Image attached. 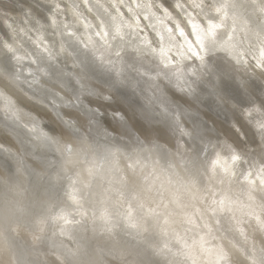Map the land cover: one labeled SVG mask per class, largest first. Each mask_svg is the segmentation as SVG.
Segmentation results:
<instances>
[{
    "label": "snow or ice",
    "instance_id": "1",
    "mask_svg": "<svg viewBox=\"0 0 264 264\" xmlns=\"http://www.w3.org/2000/svg\"><path fill=\"white\" fill-rule=\"evenodd\" d=\"M73 7L83 28L70 32L74 25L67 21L68 9L61 8V0L47 6L49 16L23 0L20 12L31 26L25 31L21 28L25 21L11 16L14 8L0 0V74L33 87L36 64L67 92L66 98L57 97L63 111L53 106L58 126L38 134L53 159L41 157L35 163L43 168L49 189L56 188L57 181H67V187L61 183L58 190L72 203L61 207L59 198L56 202L37 198L30 206V215L47 229L37 237L41 245L47 244L48 232L58 229L50 249L52 264H197V259L206 264H264V247L257 255L242 245L241 260L228 244L213 243L215 235L202 223L206 217L217 223L227 219L222 214L230 213L240 199L234 188L249 201L258 197L264 204V88L235 82V77L229 84L224 71L211 67L213 56H218L233 69L252 67L264 76V0H151L137 2L135 8L129 0H83L82 6ZM83 9L94 11L99 24L94 25ZM141 16L158 19L162 26L165 21L171 24L166 37L142 35ZM145 27L157 33L154 24ZM81 31L95 51L76 34ZM65 45L75 68L61 56ZM93 79H102L107 89L128 88L134 95L164 103L173 113L165 116L167 127L153 138L139 131L141 121L147 120L143 113L136 124L123 110L113 109L109 118L101 109L110 105L111 97L91 83ZM200 92L216 98V107L226 116L231 112L229 129L220 131L194 115L198 109L192 100H199ZM4 103L12 109L11 100ZM140 108L147 110V105ZM117 132L131 143L117 140ZM230 133L247 147H240ZM16 159L19 167L8 169L13 186L25 190L17 175L21 169L35 186L40 175L22 156ZM69 164L71 168L66 167ZM120 201L124 210L117 207ZM85 205L91 217L82 214L78 220L76 214ZM255 219L264 231V218ZM161 221L176 227L167 231ZM25 226L38 231L32 221ZM89 231L91 236L83 234ZM221 231L232 234L223 225L216 229ZM125 235L134 239H114ZM19 264L34 262L21 258Z\"/></svg>",
    "mask_w": 264,
    "mask_h": 264
},
{
    "label": "bare ground",
    "instance_id": "2",
    "mask_svg": "<svg viewBox=\"0 0 264 264\" xmlns=\"http://www.w3.org/2000/svg\"><path fill=\"white\" fill-rule=\"evenodd\" d=\"M3 2L14 8L9 13L11 16L18 21H25V23L21 24L22 29L26 31L31 27L26 23L25 18L20 12V6L23 4V0H3ZM29 2L33 7L38 9L40 14L49 16L50 13L48 12L47 6L54 4L56 0H29ZM99 2L105 3L106 0H99ZM129 2L135 8L137 2L151 3V0H129ZM73 4L82 6L83 0H61V8L67 6L68 9L67 21L74 25L72 29H69L70 32L75 31L76 28H83L82 21L76 16L78 10L73 7ZM83 10L84 15L94 25L99 24L100 21L96 18L94 11ZM122 11L125 14L127 13L126 9H122ZM2 14L3 9H0V15ZM157 15L162 17V13H158ZM34 18L39 19L40 17L34 13ZM60 18L61 20L65 19L64 16ZM138 22L142 35L148 36L150 39L159 40L161 36L166 37V28L171 27V24L167 21L162 26L160 20L149 21L143 19V16L139 18ZM133 23L135 26V22ZM149 24L155 25L157 33H153L150 27H145V25ZM76 34L82 37L83 43L89 44V50L95 51L87 39L86 32L81 31ZM33 38L35 39V36ZM56 39L59 41L58 33ZM56 48L57 50H61V44L57 43ZM61 56L66 58L65 62L68 67H76L72 54L66 50V45L64 46V50L61 51ZM23 63H30V61L25 60ZM58 66L63 67V63ZM211 67L217 71H224L226 73L225 80L229 84L233 83L232 77H235V82L245 80L253 88H264V76H261L259 69L254 70L252 67H247V69L243 67L233 69L218 56H213ZM32 74L37 77V83L33 87H30L29 83L23 80L12 81L10 78L0 74V149H3L0 151V264H19L21 258L26 261H32L34 264H52L51 260L53 256L50 253V249L53 242L57 239L53 233L58 234V229H53L52 232H48L50 238L47 244L41 245L37 237L45 234L47 229L42 220H38L30 215V206H35L37 198L42 202L49 200L56 202L59 198L58 202L61 207L72 203L71 200L64 196L63 191L58 190L61 183L64 187H67V181H57V187L49 189L45 183L46 174L43 168L37 167L35 163L41 157L48 160L53 159L52 154L41 144L38 139V134L47 132L48 129L58 126L59 121L56 112L53 110V106L63 111L60 99L57 97L66 98L67 92L54 81L49 80L50 73L46 76L44 70H37L36 64H32ZM25 75L30 74L26 71ZM75 78L80 79L78 76ZM90 82L96 84L98 87L105 88L106 94L110 95V105H104V108L101 109L107 113L109 118L111 117L113 109L123 110L130 117V123L136 124L138 115L143 113L147 120L141 121L143 128H139V125H137L143 135L154 138L157 131L167 127L165 116L173 115L171 110L159 100H149L147 96L140 95L138 92L134 95L133 91L128 88H122L119 91L107 89L102 79H93ZM145 88L147 89L148 86L145 85ZM44 89H47V92ZM51 93H55L56 95L53 96ZM151 95L152 93L149 90L148 96ZM189 99L192 100L191 97ZM5 100H11L13 105L11 110L6 109ZM142 103L147 105V110L140 108ZM192 103L198 109V112L194 113V115H198L209 126H214L220 131L229 129L232 114L229 111L226 116L225 113L221 112L216 107V98L207 92H200V99L192 100ZM175 115L183 123V118H180L178 114ZM188 127H191V123L188 124ZM115 135L117 140L131 143L128 136L121 135L119 132L115 133ZM143 135L141 138H143ZM230 135L239 143L240 147H247L234 133H230ZM187 155L191 156V151ZM18 156H22L29 168L34 169L41 177L36 185L32 186L28 182L27 174L21 169L17 175L24 182L25 190L14 187L8 178L9 167L14 171L19 167L16 159ZM123 163L121 161V166H123ZM66 167L71 168V165L69 164ZM76 171L79 172L80 168L77 167ZM89 190L88 187L84 188L85 194ZM233 191L240 199L233 205V210L230 213L222 214L227 219L222 220L221 223H217L215 219L206 217L202 223H207L208 228L215 235L216 239L213 243L220 244L223 242L228 244L233 249V252H237V255H240L241 260H243L242 254L239 253L242 252V245L247 246L250 252H255L257 255H259L260 248L264 247V243H262V240H264V231L260 230L255 219V216L264 218V204L261 203L258 197L254 201H249L246 195H241L239 188H234ZM81 203L83 204L84 201H81ZM117 207L120 210H124L126 206H122V201H120ZM250 211H254L255 215H246ZM82 214L91 217V209L85 205L82 213L76 214V218L78 220L81 219ZM28 221H32L37 225L38 231L36 233L29 231L25 226ZM160 225L162 229L167 231H171L172 228L176 227L171 221H169L168 225H165L161 221ZM222 225L229 229L232 234L229 235L223 231L217 233L216 229L221 228ZM241 231H243L244 235H241ZM83 234L91 236L90 231ZM200 235H204V232H201ZM221 237H224L223 241H221ZM114 239L122 242L131 241L134 237L125 235L122 238L114 237ZM100 243L107 242L101 241ZM108 259H111V257H108ZM197 264H206V261L197 259ZM245 264H247L246 261Z\"/></svg>",
    "mask_w": 264,
    "mask_h": 264
}]
</instances>
